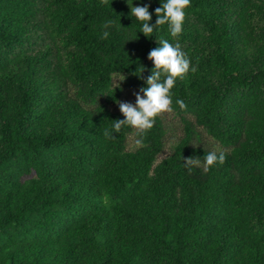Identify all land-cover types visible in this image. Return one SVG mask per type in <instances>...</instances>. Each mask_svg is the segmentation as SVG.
I'll list each match as a JSON object with an SVG mask.
<instances>
[{
    "label": "trees",
    "instance_id": "trees-1",
    "mask_svg": "<svg viewBox=\"0 0 264 264\" xmlns=\"http://www.w3.org/2000/svg\"><path fill=\"white\" fill-rule=\"evenodd\" d=\"M164 2L0 0V264H264V0H190L170 156L162 116L134 150L131 128L103 135L177 42L145 37L128 3L154 24ZM200 132L225 162L189 174L213 151Z\"/></svg>",
    "mask_w": 264,
    "mask_h": 264
},
{
    "label": "clouds",
    "instance_id": "clouds-1",
    "mask_svg": "<svg viewBox=\"0 0 264 264\" xmlns=\"http://www.w3.org/2000/svg\"><path fill=\"white\" fill-rule=\"evenodd\" d=\"M101 4H107L108 0H100ZM131 17L141 25L140 32L145 37H151L154 31L167 25L170 36L177 40L172 44L167 39L159 40V46L153 48L148 54V60L154 67L151 74L145 79L146 87H141L138 92L134 93L135 104L126 101H118V107L124 119L112 121V128L105 129L103 135L106 139H115L113 131L119 132L123 127L133 129L138 139L137 145L143 144V138L155 124L156 118L164 113H170L172 108V92L178 79H184L189 71L195 73L196 68L190 67V59L183 51L178 38L183 30L185 21V10L190 6V0H165L161 6L155 9V23H150L152 14L149 12V5L133 7L132 3H128ZM114 22L109 20L103 24L104 29L111 28ZM109 32L103 31L101 39H107ZM142 67V73L144 72ZM176 104L181 110L186 109L183 100H176ZM224 152L213 150L203 156V160L199 157H189L184 160L185 167L191 174L192 168H202L207 173L217 164L223 165L225 162Z\"/></svg>",
    "mask_w": 264,
    "mask_h": 264
},
{
    "label": "rangeland",
    "instance_id": "rangeland-1",
    "mask_svg": "<svg viewBox=\"0 0 264 264\" xmlns=\"http://www.w3.org/2000/svg\"><path fill=\"white\" fill-rule=\"evenodd\" d=\"M121 78L118 76L115 77V85L120 81ZM138 92L134 91H126L120 101L131 102L135 104V96L134 93ZM115 110L119 111L118 104L115 106ZM165 125V148L164 151L159 155L158 162L162 159L170 156L173 153L175 145L184 137V124L180 116H178L175 112L164 113L161 115ZM201 135V143L200 145L208 146L215 151L224 150L223 147L215 140H213L206 133L200 132ZM136 137L134 134L130 135L128 138V148L129 150H134L137 148ZM196 141V140H195Z\"/></svg>",
    "mask_w": 264,
    "mask_h": 264
}]
</instances>
